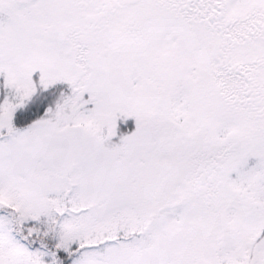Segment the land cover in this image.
<instances>
[{
  "label": "snow or ice",
  "instance_id": "1",
  "mask_svg": "<svg viewBox=\"0 0 264 264\" xmlns=\"http://www.w3.org/2000/svg\"><path fill=\"white\" fill-rule=\"evenodd\" d=\"M0 264H264V0H0Z\"/></svg>",
  "mask_w": 264,
  "mask_h": 264
},
{
  "label": "trees",
  "instance_id": "2",
  "mask_svg": "<svg viewBox=\"0 0 264 264\" xmlns=\"http://www.w3.org/2000/svg\"><path fill=\"white\" fill-rule=\"evenodd\" d=\"M44 96L47 97L46 101H37L34 100V103L29 105L28 109L25 110L26 114L20 115L19 119L17 120L18 124H23L25 121H30L32 119L39 118L43 115L44 108L47 106V103L51 102L53 99V94L45 93ZM134 128V122L129 121V129Z\"/></svg>",
  "mask_w": 264,
  "mask_h": 264
},
{
  "label": "rangeland",
  "instance_id": "3",
  "mask_svg": "<svg viewBox=\"0 0 264 264\" xmlns=\"http://www.w3.org/2000/svg\"><path fill=\"white\" fill-rule=\"evenodd\" d=\"M61 87H66V86H61Z\"/></svg>",
  "mask_w": 264,
  "mask_h": 264
}]
</instances>
